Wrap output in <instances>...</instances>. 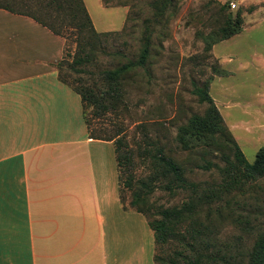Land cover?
<instances>
[{
    "label": "rangeland",
    "instance_id": "374dc122",
    "mask_svg": "<svg viewBox=\"0 0 264 264\" xmlns=\"http://www.w3.org/2000/svg\"><path fill=\"white\" fill-rule=\"evenodd\" d=\"M84 1L96 30L108 35L88 49L94 56L90 63L74 66L78 40L84 39L68 30L61 77L73 89L80 85L104 89L102 72L139 59L146 22L154 18L152 3L156 0ZM238 1V9L230 11L234 15L241 12L242 32L208 50L207 39L225 21L220 13L223 3L174 0L176 14L164 25H153L154 31L148 33L151 46L146 65L131 72L121 100L113 101L114 109H85L90 136L113 139L114 152L116 140L121 138L122 154L129 159L118 172L123 210L112 219L116 226L108 221L113 227L108 232L111 260L116 258L118 264H156L157 256L170 257L178 248L174 242L158 245L150 222L159 219L161 209L182 205L190 193L173 195L160 186L150 196L151 211L142 213L131 204L135 186L125 185L130 177L135 183L153 176L151 155L157 147L186 170L190 181L203 188L217 187L224 181L215 165L197 167L209 160L223 168L220 154H206L207 148L184 150L177 142L179 128L207 109L194 93L195 84L208 85L228 132L249 163L264 147V0ZM200 213L199 220L216 227L223 242L241 239L244 247H252L264 231V179L225 193L224 201L213 206L210 219L206 209Z\"/></svg>",
    "mask_w": 264,
    "mask_h": 264
},
{
    "label": "crops",
    "instance_id": "0c3cea01",
    "mask_svg": "<svg viewBox=\"0 0 264 264\" xmlns=\"http://www.w3.org/2000/svg\"><path fill=\"white\" fill-rule=\"evenodd\" d=\"M66 46L0 8V264H118L114 141L90 136L81 96L61 80Z\"/></svg>",
    "mask_w": 264,
    "mask_h": 264
},
{
    "label": "trees",
    "instance_id": "16d2710c",
    "mask_svg": "<svg viewBox=\"0 0 264 264\" xmlns=\"http://www.w3.org/2000/svg\"><path fill=\"white\" fill-rule=\"evenodd\" d=\"M152 7L155 11L154 18L146 22L139 59L137 61L129 59L115 70L102 72V79L106 81L104 89L98 85L75 87L74 90L81 96L85 109L92 107L102 112L114 109L113 101L121 100L131 72L146 65L151 46L148 33L154 31V24L164 25L176 14L174 0H156ZM0 8L30 16L66 39L68 30L77 32L79 38L82 37L84 40H78L74 66L90 63L94 56L88 49L93 46L94 41L108 35L101 34L95 29L83 0H0ZM230 10L227 5L223 4L221 7L220 13L225 17V21L207 39L208 50L213 44L231 39L242 32L241 12L234 15ZM61 64V62L58 64L60 78L70 86L67 80L61 77ZM82 72L85 71H79ZM194 93L199 97L201 104L207 105V109L202 115H193L179 128L177 142L184 150L207 148L206 154H220L225 164L223 168L209 160H205V164L197 167L209 169L211 165H215L223 174L222 185L203 188L201 184L190 181L186 177V170L174 159L166 156L161 147H157L151 155L153 176L135 183L132 177L125 180L127 187L135 186L131 204L139 212L151 211L150 196L160 186L173 195L178 191L190 193L188 200L182 205L161 209L157 212L159 219L150 222L158 245L166 246L174 242L178 246L170 257L157 256L156 264H264V231L257 235L252 247L246 248L241 239L237 243L223 242L219 239L216 227L199 220L200 212L204 209L207 210L210 219L213 206L224 201L225 193L264 179V147L258 151L255 161L249 163L240 146L228 132L209 94L208 85L195 84ZM116 145L118 167L122 171L124 161L129 162V159L122 154L121 138L116 140ZM221 216L219 213V217Z\"/></svg>",
    "mask_w": 264,
    "mask_h": 264
},
{
    "label": "built area",
    "instance_id": "2783aa9c",
    "mask_svg": "<svg viewBox=\"0 0 264 264\" xmlns=\"http://www.w3.org/2000/svg\"><path fill=\"white\" fill-rule=\"evenodd\" d=\"M224 5H227L231 10H236L239 7L238 0H220Z\"/></svg>",
    "mask_w": 264,
    "mask_h": 264
}]
</instances>
